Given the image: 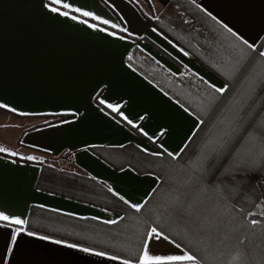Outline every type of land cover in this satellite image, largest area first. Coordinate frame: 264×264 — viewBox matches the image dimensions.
<instances>
[{"label": "crops", "instance_id": "0c3cea01", "mask_svg": "<svg viewBox=\"0 0 264 264\" xmlns=\"http://www.w3.org/2000/svg\"><path fill=\"white\" fill-rule=\"evenodd\" d=\"M65 2L92 12L84 17L69 10L98 28L51 12L45 7L51 0H0V104L17 110L0 108V146L19 153L0 152V211L27 221L11 227L0 221V264H123L124 258L112 260L115 255L99 256L95 253L103 251L51 236L44 226L49 223L30 215L38 206L104 222L122 217L118 211L39 188V162L91 176L130 203L143 204L158 185L157 176L129 166L116 168L93 149L133 143L150 153L180 152L202 117H232L246 82L225 75L229 61L244 53L253 67L264 66L259 56L264 51V0ZM204 81L229 85L207 111L211 90ZM251 99L249 104L264 101V89L258 87ZM100 100L121 105L137 127ZM17 227L24 231L11 244ZM150 247L158 254L176 251L164 241Z\"/></svg>", "mask_w": 264, "mask_h": 264}, {"label": "snow or ice", "instance_id": "6c2138e0", "mask_svg": "<svg viewBox=\"0 0 264 264\" xmlns=\"http://www.w3.org/2000/svg\"><path fill=\"white\" fill-rule=\"evenodd\" d=\"M45 7L53 13L87 24L90 28H98L96 24H89L87 20H80L78 16L71 15L69 10L81 13L84 17H92L94 15L92 12L84 11L79 7L74 8L65 0H51V3L45 4ZM94 19L100 20L101 18L95 16ZM103 23L109 24L110 21L103 20ZM112 27L123 32L128 31L127 27L121 28L120 24H112ZM224 27L227 28V25ZM99 30L107 31V29ZM227 30L232 32L230 28ZM108 34L117 36L116 32H109ZM118 38L125 39L123 36ZM238 38L243 40L242 37ZM243 43L249 48H255V45L248 44L246 40ZM185 54L187 55V53ZM259 56L264 57V51H261ZM225 75L229 79L244 80L246 88L237 93L232 119L221 132L206 140L196 159L182 165L178 160L185 149L182 148L180 152L172 153L163 149V145H161L163 151L149 153L158 158L162 167L169 168L167 173L161 174L163 179L160 176L156 177L159 187L154 188L153 193L158 195L159 201L156 207L149 211L155 214L158 221L170 227H180L185 239L192 247L189 248L178 243L159 225H154L144 234L139 256L135 259H124L123 264H264V223L253 218L249 221L250 225L254 226L250 233L238 235L240 226L236 217L229 215L228 212V207L234 208L235 205H222V201L227 199L224 193H231L235 189L231 188L230 185L223 190L209 189L205 183V177L213 166H217L222 171L226 180L235 184H240V181L235 179L237 175L254 171L264 173V120H251L245 126V118L248 110H250L249 101L253 92L258 87L264 89V66L253 67L246 54L239 53L234 61H229ZM204 83L211 90L206 100L205 111H207L219 99L217 94L223 96L228 91L229 85L226 83L224 86L218 87L208 81H204ZM99 104H106L107 108L117 113L129 125L137 127L121 111V105L106 103L104 100H100ZM0 108L13 113L17 112L15 108H10L7 104H0ZM185 111L188 109L186 108ZM20 115L29 114L20 113ZM68 122L62 121L61 123ZM203 123L204 120L200 119L197 127L199 128ZM191 139L189 137V140ZM144 151L147 152L148 150L144 149ZM0 152L9 153L12 156L19 155V153L3 146H0ZM165 154L170 158V161L163 159ZM27 159L32 160L35 157L29 156ZM229 161H232L231 166H227ZM210 191L215 192V197L209 196ZM119 198L132 209H135L136 212H140L145 207L144 204L130 203L124 197ZM257 207L261 211L248 213V216H264V204L257 205ZM119 219H123V217ZM0 221L7 222L9 227L27 223L26 220L17 216H10L3 211H0ZM106 223L115 224L117 220H109ZM256 226H259L258 231ZM23 231L22 227L15 228L10 243L15 244L17 235ZM28 235H35V233L29 232ZM43 239H48V237H43ZM161 241L167 242L176 251H169L166 254L153 253L150 245L153 242ZM56 243L63 242L58 240ZM69 246L77 247L76 245ZM83 251L93 252V249L84 248ZM95 254L106 255L104 252H96ZM110 258L112 260L121 259L119 256H111Z\"/></svg>", "mask_w": 264, "mask_h": 264}, {"label": "trees", "instance_id": "16d2710c", "mask_svg": "<svg viewBox=\"0 0 264 264\" xmlns=\"http://www.w3.org/2000/svg\"><path fill=\"white\" fill-rule=\"evenodd\" d=\"M263 46L264 37L260 43V48ZM131 60L133 61L130 57ZM252 103L255 102H250L251 106L254 105ZM258 108L257 114H253L254 112L251 115L247 114L245 126L251 120H264V116L260 115L264 112V105ZM201 119L204 120V123L194 134L188 146L184 148L185 150L178 160L182 165L195 160L206 140L210 136L221 132L232 117L209 116ZM93 151L116 168L129 166L139 173H152L160 176L161 179H163L161 174L169 171V168L160 165L157 157L150 155V152H145L133 143L122 147L94 148ZM24 158L31 161L25 156ZM163 159L170 161L166 154ZM231 163L232 161H229L227 166H231ZM39 164L41 165V173L37 182L39 188L86 201L114 212L118 211L123 217V219H118L117 223L109 224L95 218H81L53 211L52 209L33 206L30 215L46 220L49 224L44 226L47 227L46 231L51 236H64L67 239L75 240L78 243L124 259H135L140 254V247L146 231L151 226L159 225L178 243H182L189 248L192 247L188 244L180 227H170L158 221L155 214L149 211L154 209L159 201L158 195L153 191L143 203L145 207L140 212H136L102 181L91 176L58 169L51 164L42 162H39ZM235 179L239 180L240 184L226 180L222 171L217 166H213L205 177V183L209 189L223 190L229 185L235 189L231 193H224L227 199L222 201V205H235L234 208L228 207V212L229 215L236 217V221L240 226L238 235H245L249 234L254 227L249 223L251 219L255 218L264 223V216H248V213H259L261 209L257 205L264 204V173L260 171L246 172L237 175ZM158 187L159 185L156 186V188ZM209 196L215 197V192L210 191ZM256 230H259V226H256ZM192 250L195 251V249Z\"/></svg>", "mask_w": 264, "mask_h": 264}, {"label": "rangeland", "instance_id": "374dc122", "mask_svg": "<svg viewBox=\"0 0 264 264\" xmlns=\"http://www.w3.org/2000/svg\"><path fill=\"white\" fill-rule=\"evenodd\" d=\"M252 100V99H251ZM253 102H255V101H253ZM264 101H261V102H255V103H252V104H254V105H250V112L252 111V112H255V113H257L258 111H257V109H258V107L260 106V105H262V103H263ZM251 112V113H252ZM261 112V111H260ZM258 114H260V113H258ZM260 115H262V116H264V112L262 113V114H260ZM263 118V117H262Z\"/></svg>", "mask_w": 264, "mask_h": 264}]
</instances>
